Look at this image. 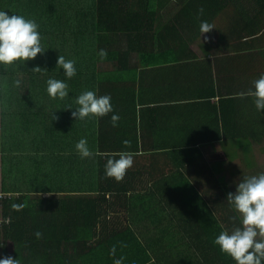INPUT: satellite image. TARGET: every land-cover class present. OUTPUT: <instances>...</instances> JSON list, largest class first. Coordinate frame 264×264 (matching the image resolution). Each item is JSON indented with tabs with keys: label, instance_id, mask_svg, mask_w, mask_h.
<instances>
[{
	"label": "crops",
	"instance_id": "crops-1",
	"mask_svg": "<svg viewBox=\"0 0 264 264\" xmlns=\"http://www.w3.org/2000/svg\"><path fill=\"white\" fill-rule=\"evenodd\" d=\"M38 1L40 4L35 0L34 5L26 9L12 1L6 12L9 16L15 13L34 20L39 25L38 32H42L41 29L45 30L49 23L43 21L42 14L38 15L39 9L46 7L50 13L49 7L54 8L55 14L50 13L49 16L56 17L59 22L50 18L49 22L61 26V22H67L74 7L69 0H57L56 5H50V0ZM171 1L164 0L156 10L151 6L150 11L142 15L145 18L141 27L146 29L147 40L155 29L163 43L185 46L178 52L164 50L145 55L133 50L126 53L127 60L137 70L135 80L130 79L127 84L108 83L103 92L102 89L83 87L74 93L72 86L65 104L58 98L43 97L42 90L33 106V120H25L30 111L21 102L23 86H16L17 79H12V83L4 87L9 105L17 107L20 113L0 120V136L8 135L13 139L17 133L33 131L31 139L43 142L35 147L46 158L58 161L63 156L79 155L75 145L82 138L87 140L88 147L99 145L103 140H133L125 151L134 153L136 165L145 176H135V180H143L135 185L142 192L147 189L149 193L154 190L158 193L156 198H146L145 193L139 196L136 191L125 193L124 199L113 205L111 213L114 215L107 217L110 224L105 225V232H114V237L122 235L144 250L142 253L127 246L130 253L141 258L135 260L126 255L123 264H199V258L203 260L198 247L203 238L198 240L194 237L206 235L202 215L197 213L196 199L188 201V195H194L196 190L216 189L219 164L226 170L225 180L220 182V186L230 189L234 182L232 177H228L233 175V171L225 166L229 159L223 150H216L219 143H202L189 150L185 147L190 141H203L207 136L204 126L197 125L194 120H264V110H257L254 98L241 95L253 89V81L264 73V0ZM201 21L212 24L214 29L201 33ZM139 60H152L153 63L144 64ZM103 64L99 67L103 66L104 70L119 68L118 63ZM18 80L22 81L21 78ZM39 88L37 85L31 89L34 92ZM45 88L49 96L47 85ZM84 91H93L97 96L110 95L113 112L104 117L76 121L72 117L76 107L74 100ZM69 106L73 109H68ZM43 107L54 111L58 119L51 116L44 120L41 117ZM112 115L120 117L117 127L111 124ZM141 120H175L179 125H166L158 130L161 134L157 136L146 132L147 148L154 149L155 141L165 142L160 150L149 151L143 147L142 132L131 129ZM165 144L168 145L166 148ZM183 152L195 154L196 158ZM198 156L201 160L195 163ZM155 161L157 168L154 170ZM155 172H161L162 176ZM177 193L182 195L177 198L171 196ZM148 237L158 240L152 242ZM138 239L141 243L136 242ZM149 246L159 247L161 255L157 260L151 257Z\"/></svg>",
	"mask_w": 264,
	"mask_h": 264
},
{
	"label": "trees",
	"instance_id": "trees-1",
	"mask_svg": "<svg viewBox=\"0 0 264 264\" xmlns=\"http://www.w3.org/2000/svg\"><path fill=\"white\" fill-rule=\"evenodd\" d=\"M12 1L21 9H26L32 7L35 0H0V11L9 9ZM56 1L50 0V5H56ZM36 2L40 4V1ZM69 2L74 4V7L67 22H61L63 24L61 26L49 22V18L59 22L56 17L49 16L50 13L55 14L54 8L49 7L50 13L46 7L38 10V15L42 14L43 21L49 23L45 30L41 29L42 32H39L42 38L41 45L45 50L43 54H38L35 59L26 62L16 61L14 65L0 64V120H5L3 119L5 116L7 119L10 115L16 116L20 113L17 107L9 105L8 94L4 92V87L12 83V79L21 78L20 85L23 89L20 99L25 109L30 111V116L25 120H33L36 98L42 90L43 97H50L45 93L47 80L50 78L66 82L69 94L72 86L75 89L74 93L83 87L102 89L103 92L104 86L108 83L127 84L128 80H135L137 70L131 61L127 60L126 53L135 50L138 54L151 55L150 53H160L164 50L175 51V44H172L171 49L164 48L166 43H163L160 33L155 29L147 40L146 29L141 27L145 18L142 15L150 11L151 6L156 10L164 0H69ZM101 49L107 51V59L100 58L98 53ZM60 55L66 60L76 62V75L71 79L65 76L62 68L57 67ZM139 61L144 64L153 63L152 60ZM106 62L118 63L119 68L109 71L104 70L103 66L99 67ZM37 66L46 70L32 72L31 70ZM34 84L40 88L33 92L31 88L37 86ZM61 101L65 104L68 99L66 97ZM54 113L43 107L41 117L47 120L54 116ZM187 122L189 123L188 120ZM194 122L204 126L207 136L203 141L193 140L187 143L185 145L188 147L187 150L202 143H219L229 160L235 161L244 157L251 172L257 175L264 172V165L259 167L258 162L262 154L256 151L260 145L259 149L264 150V120H194ZM183 123L181 125L184 126ZM166 125L178 127L179 124L175 120H141L135 127L131 126V129L134 132L139 129L142 132L143 147L155 151L160 150L165 142L162 141L160 144L155 141L154 149L147 148L146 132L160 135L158 130ZM28 133H17V137L12 136L13 139L8 135L0 136V259L12 256L19 259L20 264H114L115 259L128 255L130 259L137 260L139 256L130 253L127 246L143 253L141 247L134 245L132 240L121 237L122 235L117 234V237H114V232L104 231L105 225L110 224L107 220L108 215H114L111 213L114 211L113 205H118L121 199H124L125 193L136 191L139 196L145 193L146 198H156L158 193L157 190L149 193L147 189L142 192L135 185L136 182L143 181L139 178L135 180V176L145 177L136 165L135 157L133 166L127 170L123 180L118 182L114 178L106 177L107 160L113 156L118 159L116 154L129 149L123 147V141L103 140L99 145L91 144L89 149L94 153L91 158L82 159L80 155L73 154L55 161L43 156L44 153L35 147L41 146L43 142L31 139L33 131ZM130 141L132 144L133 140ZM135 141L139 142L138 139ZM236 143L238 149L235 150ZM167 146L165 144L164 148ZM196 151L199 152L198 149ZM187 155L196 158L195 154ZM200 160L198 156L195 163ZM219 166L221 167L216 170V174L219 175L218 187L202 192L196 190L194 195L191 193L187 198L188 201L196 199L197 213L202 215L203 232L206 234L194 235L198 240L203 238L202 243L198 245L203 257V260L199 258V264H236L233 258L222 253L219 246L214 243L215 238L223 230L231 232L234 227L242 226L239 214L227 202V194L235 192L236 189L220 186V182L225 180L226 170L222 164ZM156 168L155 161L152 169ZM155 174L162 176L161 172ZM179 195L182 194L171 196L177 198ZM13 205L17 207L14 208ZM234 216L237 217L235 221L231 219ZM37 231L43 233L42 238L36 237ZM148 238L152 242L158 240ZM139 241L141 240L138 239L136 242ZM11 243L12 248L9 247ZM122 244L126 247H122ZM113 246L114 256L110 254ZM149 250L155 260L159 254L161 255L159 247L149 246Z\"/></svg>",
	"mask_w": 264,
	"mask_h": 264
},
{
	"label": "clouds",
	"instance_id": "clouds-1",
	"mask_svg": "<svg viewBox=\"0 0 264 264\" xmlns=\"http://www.w3.org/2000/svg\"><path fill=\"white\" fill-rule=\"evenodd\" d=\"M201 13L203 9L200 10ZM39 25L32 19L17 14L9 16L6 11H0V64L12 65L16 61H28L35 59L38 54L45 52L41 45V35L38 32ZM214 29V26L207 21H201L200 31L205 34ZM99 56L102 60L107 59V51L101 49ZM75 60L65 59L60 55L57 60V67L64 70L68 79L76 75ZM46 69L37 66L31 71L39 73ZM16 86L20 81H15ZM254 89V90H253ZM253 89H249L247 95L254 98L257 110H264V73L259 79L253 81ZM47 92L53 99L64 100L69 95L68 84L61 80L48 79ZM76 107L72 111V117L77 121H84L93 117H104L113 112L111 96H97L93 91H84L75 98ZM68 109H73L69 106ZM58 119L54 113V120ZM119 115H112L111 124L118 126ZM126 148L131 147V141L125 140ZM75 148L83 158H91L94 153L89 149L85 138L80 139ZM109 158L105 165L107 178H114L116 181L123 180L126 172L133 166L134 153L121 151ZM227 202L239 214L242 226L234 227L231 232L223 230L214 240L222 253L229 255L236 261V264H264V172L258 175L244 176L237 184L236 191L227 194ZM16 208V205H13ZM233 221L237 217L231 218ZM36 237L42 238L43 233L37 231ZM122 247L126 245L122 244ZM111 255H115V246L111 249ZM125 257L114 260V264H123ZM0 264H20V260L12 256H5L0 259Z\"/></svg>",
	"mask_w": 264,
	"mask_h": 264
},
{
	"label": "rangeland",
	"instance_id": "rangeland-1",
	"mask_svg": "<svg viewBox=\"0 0 264 264\" xmlns=\"http://www.w3.org/2000/svg\"><path fill=\"white\" fill-rule=\"evenodd\" d=\"M153 40H155V38H153ZM172 43L173 42H167L165 44L164 48L167 47V48L171 49ZM184 46H185V44L176 45V47H174V50H175L174 52H178L179 49H182ZM230 144H233V143L230 142ZM220 146H221L220 144H217L216 150H222V148H220ZM260 146H257V148H256L257 153L262 154L261 156H259V161H258L259 162V167L261 165H264V150L259 149ZM234 148H235V150L238 149V144L237 143L234 145ZM217 154L221 155L220 153H217ZM225 166H226V168L232 170L233 173H234L233 175L230 174L228 177H232L233 178V182H234V186L233 187L235 189H236L237 184L242 180V178L244 176L257 175L255 173H253V171L251 172V170L248 168L244 157H240V158L236 159L235 161L229 160L228 162H225ZM262 171H263V169H262ZM12 245H13L12 243L9 244V247L12 248L13 247Z\"/></svg>",
	"mask_w": 264,
	"mask_h": 264
},
{
	"label": "built area",
	"instance_id": "built-area-1",
	"mask_svg": "<svg viewBox=\"0 0 264 264\" xmlns=\"http://www.w3.org/2000/svg\"><path fill=\"white\" fill-rule=\"evenodd\" d=\"M1 196V195H0Z\"/></svg>",
	"mask_w": 264,
	"mask_h": 264
}]
</instances>
